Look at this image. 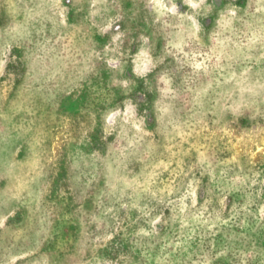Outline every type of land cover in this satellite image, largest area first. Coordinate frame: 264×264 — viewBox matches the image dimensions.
Listing matches in <instances>:
<instances>
[{
  "label": "rangeland",
  "instance_id": "1",
  "mask_svg": "<svg viewBox=\"0 0 264 264\" xmlns=\"http://www.w3.org/2000/svg\"><path fill=\"white\" fill-rule=\"evenodd\" d=\"M0 264H264V0H0Z\"/></svg>",
  "mask_w": 264,
  "mask_h": 264
}]
</instances>
